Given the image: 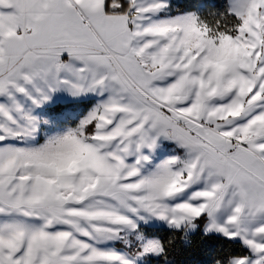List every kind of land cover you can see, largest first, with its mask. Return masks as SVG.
I'll return each instance as SVG.
<instances>
[{"label":"snow or ice","instance_id":"1","mask_svg":"<svg viewBox=\"0 0 264 264\" xmlns=\"http://www.w3.org/2000/svg\"><path fill=\"white\" fill-rule=\"evenodd\" d=\"M0 264H264V0H0Z\"/></svg>","mask_w":264,"mask_h":264},{"label":"trees","instance_id":"2","mask_svg":"<svg viewBox=\"0 0 264 264\" xmlns=\"http://www.w3.org/2000/svg\"><path fill=\"white\" fill-rule=\"evenodd\" d=\"M199 244V240L198 238L194 239V243H193V250L195 249V247ZM197 258V256L195 254L188 256V255H178L176 256V260L179 261H188V260H195Z\"/></svg>","mask_w":264,"mask_h":264}]
</instances>
